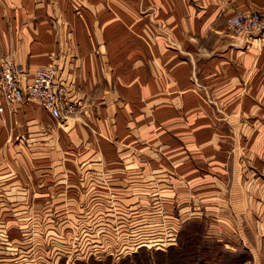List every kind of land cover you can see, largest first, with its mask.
Segmentation results:
<instances>
[{
  "label": "crops",
  "instance_id": "1",
  "mask_svg": "<svg viewBox=\"0 0 264 264\" xmlns=\"http://www.w3.org/2000/svg\"><path fill=\"white\" fill-rule=\"evenodd\" d=\"M240 10L262 11L264 0H0V46L22 81L56 54L80 110L63 130L36 100L5 105L0 190H43L44 174L100 204L112 190L122 205L144 206L158 189L183 222L264 220V194L253 197L264 192V37L232 33L228 17ZM241 125L244 171L228 157ZM230 169L245 177L227 196Z\"/></svg>",
  "mask_w": 264,
  "mask_h": 264
},
{
  "label": "rangeland",
  "instance_id": "2",
  "mask_svg": "<svg viewBox=\"0 0 264 264\" xmlns=\"http://www.w3.org/2000/svg\"><path fill=\"white\" fill-rule=\"evenodd\" d=\"M3 57L0 46V65ZM79 111L77 108L71 116ZM216 113L226 115L221 109ZM71 118L58 119L57 123L68 130ZM231 134L233 143L236 138L235 152L231 148L228 157L231 162L236 153L239 158L235 161L244 171L245 164L249 166L243 159L245 129L242 125L232 127ZM45 156L37 159L44 163L42 167L50 166L51 159ZM22 161L15 159L22 168L36 165ZM234 177L244 185L245 176H233L230 169L227 196L233 194ZM38 178L43 190L30 188L29 184L12 191L0 190V264H264L261 216L253 215L250 221L236 215L233 223H225L220 217L212 220L202 215L183 222L179 208L169 211L158 189L151 192L150 202L144 206L122 205L117 200L121 197L112 190L106 194L108 204H100L93 202V191L74 196L67 187L63 191L56 189L57 185L53 188L50 175ZM263 194L258 190L253 197L261 200ZM74 197L80 200L77 206L56 200ZM6 200L38 204L21 208L3 204ZM142 240L145 243L138 245Z\"/></svg>",
  "mask_w": 264,
  "mask_h": 264
},
{
  "label": "built area",
  "instance_id": "3",
  "mask_svg": "<svg viewBox=\"0 0 264 264\" xmlns=\"http://www.w3.org/2000/svg\"><path fill=\"white\" fill-rule=\"evenodd\" d=\"M227 23L232 33L247 40L264 37V10H240L228 17ZM36 100L54 118H69L77 109L76 101L69 94L67 80L60 74L56 54L50 62L39 66L29 82L22 81V71L11 55L2 58L0 65V111L5 105H14L28 100ZM3 204L26 208L38 202L28 200H6ZM40 204L43 202H39ZM48 205V202H45ZM148 239V238H146ZM145 243L143 240L137 244Z\"/></svg>",
  "mask_w": 264,
  "mask_h": 264
}]
</instances>
